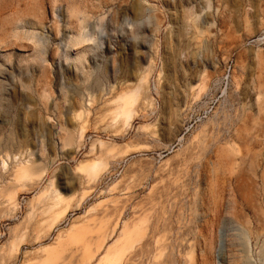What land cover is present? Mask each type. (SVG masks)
<instances>
[{"label": "rangeland", "instance_id": "374dc122", "mask_svg": "<svg viewBox=\"0 0 264 264\" xmlns=\"http://www.w3.org/2000/svg\"><path fill=\"white\" fill-rule=\"evenodd\" d=\"M0 264H264V0H0Z\"/></svg>", "mask_w": 264, "mask_h": 264}, {"label": "bare ground", "instance_id": "6f19581e", "mask_svg": "<svg viewBox=\"0 0 264 264\" xmlns=\"http://www.w3.org/2000/svg\"><path fill=\"white\" fill-rule=\"evenodd\" d=\"M32 39V38H31ZM92 37L90 38L89 37V39H87V40H89V41H92ZM94 40V39H93ZM82 41H85V35H80V36H77V37H75L74 38V44H77V43H80V42H82ZM72 42L70 41V43L69 44H71ZM73 44V43H72ZM67 57V56H66ZM196 117H199V119H202L203 117H202V114H197L196 116H195V118ZM94 150V148H93V146H92V148H91V150L89 151V153H91L92 151ZM88 161V159H84L83 161H81L78 165H77V167H76V169H80V168H82V167H84V165H86V162Z\"/></svg>", "mask_w": 264, "mask_h": 264}]
</instances>
